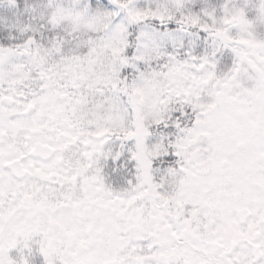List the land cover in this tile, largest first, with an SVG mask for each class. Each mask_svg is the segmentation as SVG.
<instances>
[{
    "label": "snow or ice",
    "instance_id": "1",
    "mask_svg": "<svg viewBox=\"0 0 264 264\" xmlns=\"http://www.w3.org/2000/svg\"><path fill=\"white\" fill-rule=\"evenodd\" d=\"M0 264H264V0H0Z\"/></svg>",
    "mask_w": 264,
    "mask_h": 264
}]
</instances>
